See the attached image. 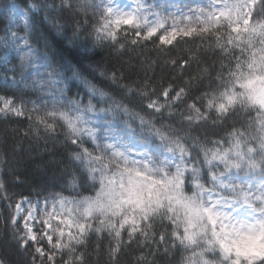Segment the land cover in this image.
<instances>
[{
	"label": "snow or ice",
	"instance_id": "6c2138e0",
	"mask_svg": "<svg viewBox=\"0 0 264 264\" xmlns=\"http://www.w3.org/2000/svg\"><path fill=\"white\" fill-rule=\"evenodd\" d=\"M192 3L195 7L170 6L175 12L166 16L154 11L155 4L129 6L123 0L84 3L80 10L70 0L67 4L61 0L60 5L53 0L49 6V11L59 8L67 13L60 19L63 26L72 21L74 35L78 37L81 25L90 26L96 41L110 44L117 56L148 42L155 44L152 37L158 32H163L157 37L162 46L158 55L178 50L164 63L189 75L188 80L181 78L184 86L175 79L157 83L156 88L146 81L121 85L129 77L115 72L111 76L125 99L138 97V105L161 121L156 128L133 113L142 130L151 129L139 135L130 125L118 127L119 114L128 109L95 86L92 92L107 95L110 108L97 109L90 101L82 108L80 100L68 97L63 89L48 90L35 99L24 95L30 88L26 80L40 68L51 69L47 76L53 83H63L56 80L63 73L51 62L36 63L40 50L31 34L39 6L29 0L21 8L9 3L20 17L23 35L9 29L7 36L0 37V66L15 55L20 68L31 67L33 73L17 78L15 67L6 69L13 75L2 81L11 95L0 96V123L26 121L25 129L12 131L35 140L41 139V133L55 140L61 125L67 130L65 142L79 149L70 154L75 167L66 169L63 177L72 196L61 191L42 197L37 191L34 198L15 200L0 191L5 204L0 214L7 218L16 250L28 254L26 264H90L91 254L80 249L93 238L95 254L103 251L106 242L105 264H120L118 257L133 247L141 253L147 249L153 257L148 261L142 254L136 258L138 264H156L161 249L165 257L181 253L174 264H217V260L264 264V252L238 247L246 237L264 235V0ZM89 7L98 12L92 25L77 20ZM63 26L55 25L57 30ZM163 46L170 47L164 51ZM208 52L217 59L209 62V68L198 67L193 77V65H202L201 57ZM39 91L45 92L43 86ZM181 104L184 111H171ZM89 114L94 119H86ZM166 119L174 123H162ZM217 128L229 130L212 139L215 133L210 130ZM86 138L99 154L84 146ZM97 139L111 143H96ZM4 162L0 154V163ZM20 182L16 176L8 187ZM4 188L0 178V190Z\"/></svg>",
	"mask_w": 264,
	"mask_h": 264
},
{
	"label": "trees",
	"instance_id": "16d2710c",
	"mask_svg": "<svg viewBox=\"0 0 264 264\" xmlns=\"http://www.w3.org/2000/svg\"><path fill=\"white\" fill-rule=\"evenodd\" d=\"M135 1L145 6L155 4L156 8L154 11L160 12L162 16L168 14L166 6H161L163 0ZM29 2L39 6L35 19V28L31 34L33 44L40 50V60H37L36 63H53L63 73L62 76L56 77V80L63 81V83H53L49 80L47 73L51 69L40 68L38 74H31L33 73L31 67H26L22 70L19 66V58L12 55L8 58L9 63L0 66V96L11 95V90L6 88L2 78L6 75H13V73L7 72L6 69L15 67L14 74L17 78L21 74L25 76L31 74L29 75V79L26 80L30 88L24 95L31 96L32 99H35L36 95H44L48 90L63 89L64 94L68 97L80 100L82 108L90 101L97 109H108L112 104L107 99V95H111L116 100L121 101L128 109V112L122 111L119 114L118 127L130 125L136 134L139 135L142 132L147 134L151 129L145 127L142 130L139 118L133 115V113L143 116L145 121L151 122L156 128L161 127V121L157 116L150 115L149 112L143 110L138 105V97H131L130 99L123 97L116 88V85L111 81V76L115 72L116 75L129 77L128 80H121V85L131 83L132 81H146L152 84L153 88L157 87V83H162L165 80L175 79L177 83H181V78L188 80V74L182 73L180 69H173L172 66L164 63L165 60L175 58L178 50H174L168 55L163 56L157 54V48L162 47L157 37L163 35V32H158L152 37V41H155V44L148 42L143 48L122 50L123 54L117 56L110 44L106 42L101 44L96 41L95 33H93L90 26L85 28L81 25L78 37L74 35L76 29L71 20L67 22V26H63L65 21L60 19V17L61 15L67 16V13H61L59 8L56 11H49V6L53 0H29ZM54 2L56 5L61 4V0H54ZM67 2L68 0H65L66 4ZM70 2L77 7V10H80V5L84 3H99L100 0H70ZM9 3H14L17 8H21L23 7L24 0H0V37L7 36L9 29L12 32L23 35L22 23L15 25L11 20L12 15L16 13L9 9ZM186 4H191L192 7H195L192 0L181 2L180 7H184ZM2 9H5V11H2ZM94 13L98 14L97 10L89 7L86 9V13L85 11H81L77 20L83 19L88 25H92L94 24ZM17 17L20 18L19 16ZM149 18L151 19L152 17L150 16ZM56 24L63 27L57 30ZM121 43H124V41L121 40ZM168 47L170 46H163V50L167 51ZM185 47H190V45H186ZM2 51L3 49H0V52ZM179 54L183 55V53ZM201 59L203 61L202 65H193L192 67L191 75L193 77L197 76L198 67L209 68V62L215 61L217 57L208 52L207 56H203ZM223 62L227 63V61ZM74 72L78 75L74 76ZM101 73L104 75L101 76ZM199 74L203 75V73ZM34 81L37 83L34 84ZM193 83H195V80H193ZM41 86H43L45 92L39 91ZM92 86H95V88L107 95L101 97L97 93H93ZM181 86L184 85L181 83ZM145 103L147 102L145 101ZM171 111L173 113L184 111V105L181 104L178 108L173 107ZM185 114L187 115L186 112ZM165 116H167V110L165 111ZM86 119H94V116L89 114L86 116ZM108 119H112L111 115L108 116ZM176 119L179 120V116ZM162 123L173 124L174 121L166 119ZM26 124V121L20 124L0 123V154L4 155L5 158V162L0 163V178L3 179L5 188L0 191L9 197H13L15 200H19L25 196H32L34 198L37 191L41 192L42 197L61 191H63L65 196H72L74 192L70 186L65 184L63 177L66 175V169L75 167L74 164L70 163V154L79 151V149L65 142L64 133L67 131L66 128L58 125L60 134L55 140L44 137L43 133H41L40 140H35L33 138H25L19 133L12 131L17 127L23 130L26 128ZM175 126L179 127V124ZM235 126L240 127V124H236ZM88 127H98V125H88ZM5 129H7V133ZM228 130V128L210 130V132L215 133L212 135V139L223 137ZM96 143H111V141H100L97 139ZM84 146L93 151L94 154H99L94 149L91 140L86 138ZM186 146L189 147L190 151H194L191 145L186 144ZM207 147L211 148L212 145H207ZM107 159H110V157H106ZM96 166L98 167V165ZM5 171L8 172V175H4ZM16 176H20L22 182L13 183L11 187H8L9 182ZM207 186L209 185L206 184ZM65 188L69 190L64 191ZM42 189H47V191H43ZM4 207V202L0 200V213L3 212ZM6 219L5 215L0 214V261H7V264H26L29 256L27 253H23L22 250L17 251L14 247L11 239V227L6 225ZM95 244L96 241L93 238L88 242L86 248L80 249V251H87L91 254L90 264H105L107 260L106 242L103 251L99 254H95ZM142 254L147 256L148 261L153 259L152 256L147 255V249L141 253L135 247L127 249L118 259L120 264H138L136 258ZM180 255L181 253H170L165 257L163 249H161L160 254L155 257L156 264H174L175 261L179 260Z\"/></svg>",
	"mask_w": 264,
	"mask_h": 264
},
{
	"label": "rangeland",
	"instance_id": "374dc122",
	"mask_svg": "<svg viewBox=\"0 0 264 264\" xmlns=\"http://www.w3.org/2000/svg\"><path fill=\"white\" fill-rule=\"evenodd\" d=\"M186 0H163L161 3V6H166V11H172L175 12V9L170 7V6H174V5H179V2H183ZM124 3H127L129 6H135L136 5V1L135 0H123ZM11 20L14 22L15 25L17 24H21V20L20 18L17 17L16 14H13L11 17ZM9 47H11V45H9ZM247 252H255V248L254 246H249L248 248L245 249Z\"/></svg>",
	"mask_w": 264,
	"mask_h": 264
},
{
	"label": "clouds",
	"instance_id": "9594fccd",
	"mask_svg": "<svg viewBox=\"0 0 264 264\" xmlns=\"http://www.w3.org/2000/svg\"><path fill=\"white\" fill-rule=\"evenodd\" d=\"M229 243L231 242L229 241ZM244 246L247 248L249 246H254L255 252H264V235H261L259 238L256 236L244 238V242H242V244H238V247ZM217 264H223V262L221 260H217Z\"/></svg>",
	"mask_w": 264,
	"mask_h": 264
}]
</instances>
